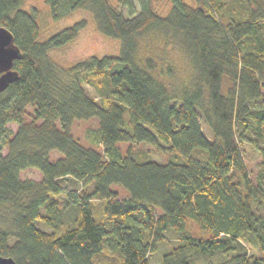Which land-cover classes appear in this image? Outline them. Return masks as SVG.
<instances>
[{
  "label": "trees",
  "instance_id": "16d2710c",
  "mask_svg": "<svg viewBox=\"0 0 264 264\" xmlns=\"http://www.w3.org/2000/svg\"><path fill=\"white\" fill-rule=\"evenodd\" d=\"M59 1L47 0L54 11L90 9L121 48L59 65L48 49L75 37L86 20L40 41L37 11L24 9V0H0V25L21 49L19 78L0 91V255L17 264H94L107 243L121 264H151L149 253L171 229L178 242L161 264H194L202 254L206 264H225L209 257L235 250L233 264H264V0H173L167 15L149 0L138 13L133 0H120L128 14L110 0ZM152 27L171 31L164 51L180 38L190 63L184 83L174 81L162 55L139 56V37ZM83 81L102 91L99 99ZM90 119L97 121L95 141L86 145L72 127ZM245 141L262 157L256 179ZM140 143L169 159L141 160ZM31 166L39 180L21 178ZM67 175L81 183L78 191L61 186ZM63 192L77 207L64 225ZM92 198L102 201L99 218ZM248 236L261 250L251 262L237 248Z\"/></svg>",
  "mask_w": 264,
  "mask_h": 264
},
{
  "label": "rangeland",
  "instance_id": "374dc122",
  "mask_svg": "<svg viewBox=\"0 0 264 264\" xmlns=\"http://www.w3.org/2000/svg\"><path fill=\"white\" fill-rule=\"evenodd\" d=\"M133 1L134 12L138 13L142 7V0ZM188 1L196 5L198 0ZM199 1L201 2L202 0ZM65 2L66 0H60V7H63ZM110 2L113 5L117 4L118 8L123 9L125 14H128L127 8L122 5L120 0H110ZM173 3V0H149L150 7L153 10L162 13L163 15H167L172 10ZM22 6L28 11H33V9L37 11V21L40 27V41L46 40L52 34L74 24L79 20H86L85 25L78 31L75 37L62 45L51 46L48 49V55L51 56V58H53V60H55L59 65L69 67L94 55H115L120 51V38L113 37L102 32L98 28L94 14L90 9L82 7L70 10L68 12H63L61 10L63 8H60V10L54 11L47 0H24ZM216 15L219 17L217 13ZM155 29L158 28L152 27L139 37V56L162 55L161 58L163 61L166 64H172L174 67V81L184 83L183 80L186 81V77L183 76L184 73L187 76V67L190 63L186 61L182 54L183 52L180 48V42L178 41L180 38H174L172 42L166 43V50L164 51L161 43L163 42V39L168 36V34H171V31L169 30L168 34H163L161 32H157ZM83 85L86 89V92L90 96L99 99L102 91L98 90L92 82L83 81ZM200 121L204 133L207 136L212 137L211 130L203 121V118H201ZM12 126L13 128L16 127L15 124H12ZM96 126V119L79 120L74 123L72 129L75 135L79 136L84 144L89 145L93 144L95 141L94 129ZM241 146L243 147L242 149L245 153V161L247 163L248 169L250 170V174L254 179H256L258 170L260 169L259 163L262 160V157L259 152L252 145H250V143L245 141L241 144ZM134 149L136 153L141 156V160L156 159L158 161L164 162L169 159L171 154L157 151L153 146H150L147 143L134 144ZM51 154L53 158H55V156H59V152L57 151H53ZM20 176L21 178H33L39 180L41 178V173L37 168L31 166L22 170ZM58 181L65 191H78L81 187V183L69 175L59 178ZM113 187L119 191L120 197L127 196L126 190L121 186L114 185ZM58 199L60 205L64 206L62 212V225L72 223V218L77 215L76 205H67V196L64 192L58 196ZM90 201L92 202L94 210L96 211V217L99 218L102 215V213H100L102 201L97 198H92ZM261 210L264 212V206L261 208ZM37 224L41 228H50L41 221H38ZM166 235L169 237V240L159 242L157 248L149 253L151 264H161V256L163 253L168 251L176 242H178L177 234L171 229L166 231ZM238 243L239 244L237 248L243 252H246V255H248L250 258L249 262H251L254 257L261 255V250L255 239L252 237L248 236L245 239H241ZM234 252H236V250L229 252L228 255L218 254L212 258L209 257V259H213V261L216 263H221L224 261L225 264H233L234 261L230 260V257ZM207 260L208 259L205 255H198L194 258V264H206ZM121 262V254L118 253V251L111 249L107 243H104L102 252L96 253L93 256L94 264H121Z\"/></svg>",
  "mask_w": 264,
  "mask_h": 264
},
{
  "label": "water",
  "instance_id": "95a60500",
  "mask_svg": "<svg viewBox=\"0 0 264 264\" xmlns=\"http://www.w3.org/2000/svg\"><path fill=\"white\" fill-rule=\"evenodd\" d=\"M21 49L15 42L12 31L0 25V91L19 78V72L14 68V61L20 57ZM0 264H17L12 256L0 255Z\"/></svg>",
  "mask_w": 264,
  "mask_h": 264
}]
</instances>
